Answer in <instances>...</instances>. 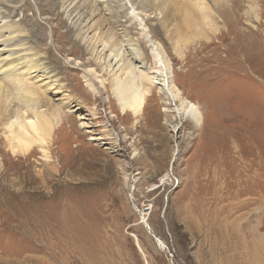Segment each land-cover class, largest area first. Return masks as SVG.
Segmentation results:
<instances>
[{
  "label": "rangeland",
  "instance_id": "374dc122",
  "mask_svg": "<svg viewBox=\"0 0 264 264\" xmlns=\"http://www.w3.org/2000/svg\"><path fill=\"white\" fill-rule=\"evenodd\" d=\"M71 1L0 0V27L13 26L1 58L37 65L24 74L51 101L39 109L59 108L47 153L12 154L0 128V264H264V0H206L218 31L188 28L178 45L149 0ZM136 8L198 128L159 85L138 119L120 114L109 65H154ZM111 26L114 50L100 41Z\"/></svg>",
  "mask_w": 264,
  "mask_h": 264
},
{
  "label": "bare ground",
  "instance_id": "6f19581e",
  "mask_svg": "<svg viewBox=\"0 0 264 264\" xmlns=\"http://www.w3.org/2000/svg\"><path fill=\"white\" fill-rule=\"evenodd\" d=\"M72 1L69 5L72 4ZM211 1L215 3L214 5H217V11L221 9L224 11H243L244 2L247 3V0ZM148 3L152 5L153 11H162L164 13L165 19L163 29L166 34L170 33L168 36L170 41L175 38L174 42L177 45L181 42L184 31L188 30V28L196 30L199 34L201 32L202 34H200V36L204 35V39L208 38L206 34L203 33L202 29L204 26H206L205 30L214 33L219 29L217 26L218 24L215 23L216 21H213V19H216L213 18L214 11L216 10H213L212 4L209 5L206 0H149ZM255 4L256 0H253L251 7L248 8V10L246 9V11H258V6ZM144 5V3L140 2L138 8H145ZM138 8L128 12V15H130L131 20L139 24L141 30L140 37L144 41H147L150 47L149 55L154 65L150 67L143 66L144 63L140 66L137 65L136 62L138 60H142V58L143 60L146 59L144 55L139 57L132 56L128 59L122 58V56L119 57V54L117 55V57H119L117 60L119 61L116 62V64L114 63L115 65L113 66L112 64L109 65L113 70L115 66L117 68L113 76L120 75V77L113 80V83H111L112 80L110 81L112 91L118 101L120 114L125 115L130 113L138 119L145 110L146 98L151 95L153 86L159 85L160 89L158 93L167 100L175 101L176 103L179 102L178 105H176V103L174 104V112L176 115L178 117H187L191 120L194 127L198 128L202 124V112L196 103L182 96V92L177 87L173 78L174 69L171 60L159 42L156 40L154 41L153 37L149 35L144 23L146 13L142 14L140 10H137ZM76 9L77 8H75L74 11H76ZM168 12H171V15H169ZM172 13H180L182 17V22L180 21L178 26L176 24L174 25L176 27L175 30L170 29L171 19L173 18ZM254 15L256 16V13ZM9 27L11 28L10 32H12L13 26L3 25V27H0V33L2 32L1 29H8ZM111 27L112 28L108 29L109 33L107 35H105L106 32H104L101 34L102 38H99L101 39L100 41L106 38V40H108L107 42L110 44L109 48L112 49V47L116 46L118 43L117 39L111 42L114 36V26ZM175 50L176 53L181 54L177 48ZM1 57L2 56H0V128L5 129L7 132V134L5 132L3 133H5L6 138H8L9 150L14 155H28L34 146H38L41 147L42 151L44 150V152L46 151L47 153V149L45 148H47L53 140L59 108L55 107L49 112H44L43 109H39L43 106L47 108L48 103L51 101L45 97L46 93L43 88L36 83L30 82L29 78L26 76L27 74H24L25 70L29 72L36 68L37 65H33L31 62L28 65L23 64V67H26V69L20 72V60L12 59L6 61ZM142 68L146 70H142ZM98 76L99 75L95 77ZM101 81L99 82L104 83V79ZM89 86L93 87V84L89 83ZM43 101L45 102L42 104ZM137 246L139 250L144 253L138 242Z\"/></svg>",
  "mask_w": 264,
  "mask_h": 264
}]
</instances>
